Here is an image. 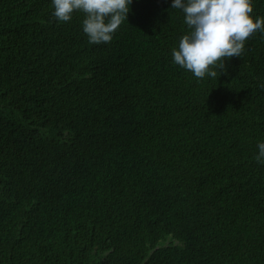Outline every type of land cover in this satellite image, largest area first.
<instances>
[{"label": "trees", "instance_id": "16d2710c", "mask_svg": "<svg viewBox=\"0 0 264 264\" xmlns=\"http://www.w3.org/2000/svg\"><path fill=\"white\" fill-rule=\"evenodd\" d=\"M172 3L94 45L0 0V264H264V34L198 80Z\"/></svg>", "mask_w": 264, "mask_h": 264}, {"label": "clouds", "instance_id": "9594fccd", "mask_svg": "<svg viewBox=\"0 0 264 264\" xmlns=\"http://www.w3.org/2000/svg\"><path fill=\"white\" fill-rule=\"evenodd\" d=\"M133 0H52V16L64 23L77 12L84 15L82 29L89 43L107 44L128 21ZM172 9L184 16L187 33L172 49L174 64L198 80L217 77L226 61L242 57L245 45L256 32L264 34V17L252 15L253 0H173ZM264 89V83L260 85ZM255 160L264 164V142H258Z\"/></svg>", "mask_w": 264, "mask_h": 264}]
</instances>
